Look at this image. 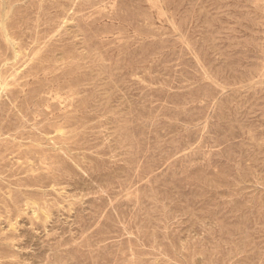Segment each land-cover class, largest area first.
I'll return each mask as SVG.
<instances>
[{"label":"rangeland","instance_id":"374dc122","mask_svg":"<svg viewBox=\"0 0 264 264\" xmlns=\"http://www.w3.org/2000/svg\"><path fill=\"white\" fill-rule=\"evenodd\" d=\"M0 264H264V0H0Z\"/></svg>","mask_w":264,"mask_h":264}]
</instances>
